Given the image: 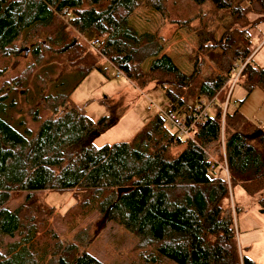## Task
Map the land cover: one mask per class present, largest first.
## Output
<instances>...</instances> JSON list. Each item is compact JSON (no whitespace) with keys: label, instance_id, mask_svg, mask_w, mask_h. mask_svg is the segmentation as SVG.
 <instances>
[{"label":"trees","instance_id":"1","mask_svg":"<svg viewBox=\"0 0 264 264\" xmlns=\"http://www.w3.org/2000/svg\"><path fill=\"white\" fill-rule=\"evenodd\" d=\"M144 1L152 0H0V75L4 61L16 65L25 48L31 60L22 77L0 87V264H104L81 248L83 234L77 244L61 245L52 230L94 211L131 237L139 264H254L239 246L240 207L229 196L238 187L264 207V127L239 113L242 99L231 108L224 93L233 78L245 96L254 88L264 92V65L252 60L249 39V29L264 21V0H187L224 20L208 30L200 18L188 73L162 52L155 33L130 24ZM162 2L153 0L157 12ZM63 10L71 12L69 24L60 19ZM75 31L97 37L96 51ZM108 66L138 90L148 92L153 83L162 95L157 105L168 107L130 140L94 146L109 117L91 121L70 94L92 70L107 77ZM17 96L29 106L33 126L20 115ZM201 100L206 106L197 116ZM166 112L180 118L186 134ZM41 191H68L73 201L50 218L54 206L38 202Z\"/></svg>","mask_w":264,"mask_h":264},{"label":"rangeland","instance_id":"2","mask_svg":"<svg viewBox=\"0 0 264 264\" xmlns=\"http://www.w3.org/2000/svg\"><path fill=\"white\" fill-rule=\"evenodd\" d=\"M152 3L153 0L149 3L148 1L142 2L133 11L129 20L130 24L137 32L155 33L157 41L159 40L158 42L162 46V52L168 54L181 70L188 73L197 48L195 31L200 30V18L205 22L208 30L216 24L224 23V20H216L217 18L212 16V11L207 6L198 10L187 0H163V12L161 13L154 9ZM248 16L249 19L254 18L252 14ZM60 19L63 23L69 24V20L64 21L61 17ZM172 20L180 22L175 23ZM182 24L185 26L181 27ZM215 31V35L218 36L220 29ZM74 34L82 43L86 44L82 39L85 37L84 35L76 31ZM249 39L252 60L259 66L264 65V45L255 50L264 39V21L249 29ZM27 54V51H21L20 56L17 57L16 65L13 64L12 59L4 61L7 68L0 75V87L6 86L11 77H22L25 74L26 63L31 61ZM148 60L146 59L141 63L143 70L147 69ZM98 63L100 67L107 64L103 59L99 60ZM208 64L210 63L207 60L203 63L202 69L204 71H206ZM2 65L0 62V68ZM117 73L118 76L116 77V73L110 66L107 67V77L103 76L100 71L92 70L70 94L71 103L81 108L91 121H95L101 116L109 117V123L104 130L93 136L92 144L94 146L130 140L144 121L154 115L158 110L157 104H161L160 101H162V95H155L157 92L153 83L148 85V92H146V88L138 90L121 72L118 71ZM233 82L231 80L224 93L225 101L230 94L229 106L232 105L233 100L245 93L239 82L232 87ZM21 89L22 87H17V91ZM16 98L22 106L20 115L23 116L29 126H33L28 117L29 106L27 104L22 105L19 96ZM147 103L151 107L150 110H146ZM44 113L45 115H43ZM46 115V112L42 113L43 117ZM232 195L231 199L229 196L230 205L234 208L236 205L240 207L236 216L238 242L241 246H248L245 254L252 259L254 264H264V207H259L253 199H250L251 197H245L238 187L233 188ZM22 197L23 193L11 197L9 205H18ZM36 198L38 202H45L54 206L50 218L57 216L58 212H63L73 201L68 191H41L36 193ZM50 218L48 221L51 228L53 221L50 222ZM52 228L61 245L69 241L77 244L75 236L78 237L83 234V240L80 243V246L82 244L81 248H84L104 264H139L137 260H133L135 250L132 248L131 237L122 232L115 223L103 221L102 213L99 214L94 211L90 216L79 218L74 223H72L71 217H68ZM9 240L11 239H3V241Z\"/></svg>","mask_w":264,"mask_h":264},{"label":"crops","instance_id":"3","mask_svg":"<svg viewBox=\"0 0 264 264\" xmlns=\"http://www.w3.org/2000/svg\"><path fill=\"white\" fill-rule=\"evenodd\" d=\"M259 48H260V46L258 45L255 48V50H257ZM242 95H243V93L240 95L239 98H237L236 100H233L232 101V105H230V107L231 108H234L235 107L234 106L235 105V102L242 99V101H241V103H240V105L238 107L239 113L242 116H244L247 120H249L256 127H264V92H262L258 88H254V89H252L250 91V93H248V95L245 96V93H244L243 96ZM148 120L149 119H147L146 121H144V123L140 126V128ZM241 192L243 193L242 190H241ZM243 195L246 197V195L244 193H243ZM258 197L259 196H254V197H251L250 199H253L254 200V203H255V201L257 200ZM239 246L241 248H245L244 250L246 252V249L248 248V246H241L240 243H239Z\"/></svg>","mask_w":264,"mask_h":264},{"label":"built area","instance_id":"4","mask_svg":"<svg viewBox=\"0 0 264 264\" xmlns=\"http://www.w3.org/2000/svg\"><path fill=\"white\" fill-rule=\"evenodd\" d=\"M70 14L71 12L69 10H63V12L61 13V18L64 19V21L66 20H69L70 19ZM82 39L86 42L87 46L93 50V51H96V45L98 43V38L97 37H92V38H85V37H82ZM264 39L262 41V45H264ZM247 60V59H246ZM244 63H242L240 65V67L243 65ZM118 71H116V77L118 76ZM236 76V75H235ZM232 81H234V78L231 79ZM152 102V101H151ZM168 104L167 103H163V105H157L158 106V112H163V107L167 106ZM204 106H206V101L205 100H201L198 104V107L197 109L195 108L196 110V113H198L197 116H201L203 114H201L200 112L202 111V109L204 108ZM168 107V106H167ZM147 109H150V105L147 104L146 106ZM164 116H165V119L172 125L174 126L178 132L180 134H186V130L184 129V126L182 125V123L180 122V118L178 116H176V114L174 112H171V113H164Z\"/></svg>","mask_w":264,"mask_h":264},{"label":"water","instance_id":"5","mask_svg":"<svg viewBox=\"0 0 264 264\" xmlns=\"http://www.w3.org/2000/svg\"><path fill=\"white\" fill-rule=\"evenodd\" d=\"M27 51V49L25 48L24 49V52H26ZM127 188H119L118 190H117V193H120L121 191H125ZM106 213H107V210H106Z\"/></svg>","mask_w":264,"mask_h":264}]
</instances>
